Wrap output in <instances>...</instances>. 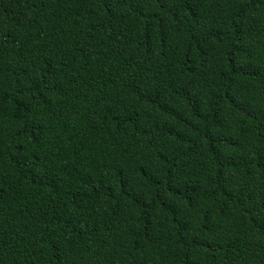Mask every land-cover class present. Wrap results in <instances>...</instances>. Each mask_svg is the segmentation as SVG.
I'll return each mask as SVG.
<instances>
[{
  "label": "trees",
  "instance_id": "16d2710c",
  "mask_svg": "<svg viewBox=\"0 0 264 264\" xmlns=\"http://www.w3.org/2000/svg\"><path fill=\"white\" fill-rule=\"evenodd\" d=\"M0 264H264V0H0Z\"/></svg>",
  "mask_w": 264,
  "mask_h": 264
}]
</instances>
